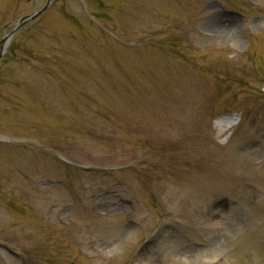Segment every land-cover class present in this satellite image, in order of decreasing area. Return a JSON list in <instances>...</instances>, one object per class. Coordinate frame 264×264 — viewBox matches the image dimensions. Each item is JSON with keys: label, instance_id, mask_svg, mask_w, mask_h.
<instances>
[{"label": "rangeland", "instance_id": "obj_1", "mask_svg": "<svg viewBox=\"0 0 264 264\" xmlns=\"http://www.w3.org/2000/svg\"><path fill=\"white\" fill-rule=\"evenodd\" d=\"M0 264H264V0H0Z\"/></svg>", "mask_w": 264, "mask_h": 264}, {"label": "water", "instance_id": "obj_2", "mask_svg": "<svg viewBox=\"0 0 264 264\" xmlns=\"http://www.w3.org/2000/svg\"><path fill=\"white\" fill-rule=\"evenodd\" d=\"M44 9H41L39 11H36L34 13H32L31 15L29 16H26V17H23V18H20L18 20V25L15 29H13V31L8 34V35H5L2 40L0 41V59H1V56L2 54L4 53L5 49H6V46H7V42L8 40L10 39V37L14 34V32L24 23H26L27 21H30V20H33L34 17H36L38 14L42 13Z\"/></svg>", "mask_w": 264, "mask_h": 264}]
</instances>
